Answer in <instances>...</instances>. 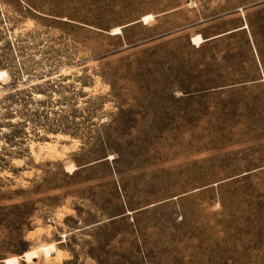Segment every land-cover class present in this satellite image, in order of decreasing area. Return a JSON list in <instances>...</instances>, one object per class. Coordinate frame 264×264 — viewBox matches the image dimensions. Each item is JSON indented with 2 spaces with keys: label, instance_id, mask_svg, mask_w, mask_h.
I'll use <instances>...</instances> for the list:
<instances>
[{
  "label": "rangeland",
  "instance_id": "1",
  "mask_svg": "<svg viewBox=\"0 0 264 264\" xmlns=\"http://www.w3.org/2000/svg\"><path fill=\"white\" fill-rule=\"evenodd\" d=\"M0 264H264V0H0Z\"/></svg>",
  "mask_w": 264,
  "mask_h": 264
},
{
  "label": "trees",
  "instance_id": "2",
  "mask_svg": "<svg viewBox=\"0 0 264 264\" xmlns=\"http://www.w3.org/2000/svg\"><path fill=\"white\" fill-rule=\"evenodd\" d=\"M245 26L247 29L248 25L245 24ZM239 28L241 27L218 34L220 36L214 35V36H209V37H202L204 41L201 42L200 44L216 42L220 39H223V40L234 39L237 36L239 31L244 30V29H239ZM236 29H239V30H236ZM215 36H218V37H215ZM248 40H249L250 45L254 48L255 54L259 56V52L257 50V44L253 38V35H249L248 39H245L243 43L241 42V46L243 47L248 46ZM233 45H235V42ZM223 48H226L228 51L233 50V48L231 47V43L226 44L225 47ZM197 49H199V46L197 47ZM240 57H241V53H237V52H234V53L228 52V54H226V56L224 57V61H226V63L229 65V67H225V68L229 69V74L231 76V79L228 80V83H229L228 89H234V88L243 89L244 86H246L247 84L253 83L252 80H250L251 77L247 76V73L244 72V67H241L242 59ZM215 78H220V76L215 75ZM213 84L215 83H211L210 85H213ZM223 87H227V85L216 86V87H213L212 89L220 88L221 90ZM209 89L210 88H206L204 91H208ZM239 104L241 105V108L243 109L244 118L247 120L248 123L252 124L251 122L255 120V104H253L248 99H241V101H239Z\"/></svg>",
  "mask_w": 264,
  "mask_h": 264
},
{
  "label": "bare ground",
  "instance_id": "3",
  "mask_svg": "<svg viewBox=\"0 0 264 264\" xmlns=\"http://www.w3.org/2000/svg\"><path fill=\"white\" fill-rule=\"evenodd\" d=\"M244 27H246V26H244ZM114 33L113 34H119L120 33V30L118 29V28H113V30H112ZM204 40L201 38V36H199V35H196V36H194V37H192L191 38V44L192 45H194V46H198L201 42H203ZM50 136V135H49ZM56 138H61V136L60 135H56ZM64 138V137H63ZM46 147L47 148H49V150L51 149H55L54 148V146H51L50 144H46ZM45 147V148H46ZM44 148V149H45ZM51 150L49 151V153L51 152ZM52 150V151H53ZM42 151V150H41ZM32 152V151H31ZM48 152L46 153V155L47 154H49ZM54 153H55V151H54ZM53 153V154H54ZM57 153V152H56ZM55 153V154H56ZM32 154H33V152H32ZM52 155V154H51ZM50 156V155H49ZM67 168V170H70V171H73V170H71V169H73V167H70V166H67L66 167ZM41 250H43L42 248H41ZM58 252H59V250H57V249H55V250H53V252H50L51 254H49V257H52V258H54V259H57V260H59V258H58ZM45 253V252H44ZM62 253V252H61ZM47 257H48V255H46ZM58 262V261H57Z\"/></svg>",
  "mask_w": 264,
  "mask_h": 264
},
{
  "label": "water",
  "instance_id": "4",
  "mask_svg": "<svg viewBox=\"0 0 264 264\" xmlns=\"http://www.w3.org/2000/svg\"><path fill=\"white\" fill-rule=\"evenodd\" d=\"M244 26V24L243 25H241L240 27L241 28H239V29H246V27H243ZM239 29H236V30H239ZM218 36H220V35H218ZM218 36H215V37H218ZM215 37H213V38H215ZM208 40V39H207Z\"/></svg>",
  "mask_w": 264,
  "mask_h": 264
}]
</instances>
